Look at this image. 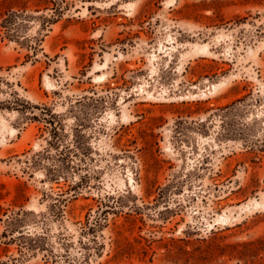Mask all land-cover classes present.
Wrapping results in <instances>:
<instances>
[{
	"label": "rangeland",
	"instance_id": "obj_1",
	"mask_svg": "<svg viewBox=\"0 0 264 264\" xmlns=\"http://www.w3.org/2000/svg\"><path fill=\"white\" fill-rule=\"evenodd\" d=\"M0 264H264V0H0Z\"/></svg>",
	"mask_w": 264,
	"mask_h": 264
}]
</instances>
